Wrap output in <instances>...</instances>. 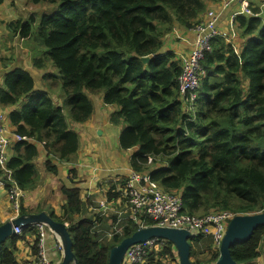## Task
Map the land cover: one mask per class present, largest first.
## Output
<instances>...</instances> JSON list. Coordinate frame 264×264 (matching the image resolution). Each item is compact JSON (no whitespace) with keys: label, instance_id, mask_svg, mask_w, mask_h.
<instances>
[{"label":"trees","instance_id":"trees-1","mask_svg":"<svg viewBox=\"0 0 264 264\" xmlns=\"http://www.w3.org/2000/svg\"><path fill=\"white\" fill-rule=\"evenodd\" d=\"M211 1L218 0H29L33 5L29 18L7 26L11 37L43 49L32 61L34 68L45 72L42 88H35L28 70L16 68L0 89L2 105H21L9 113L17 133L33 138L16 144V155L8 164L21 188L30 191L39 183L38 143H44L58 161H75L80 136L71 125L89 121L95 112L94 97L103 95L104 104L117 107L111 122L124 126L121 148L138 147L132 168L149 171L163 189L182 195L184 212L264 211L263 20L236 17L239 41L243 40L239 47L238 37L213 40V51L203 62L206 75L190 104L179 89L181 59L166 49L177 28L188 31L200 23ZM46 169L56 173L57 165L48 160ZM70 172L76 175L75 169ZM71 183L62 188L63 214L53 210L50 214L68 224L79 264H108L111 248L139 225L128 221L122 234L105 238L97 231L101 220L96 228L81 188L76 181ZM107 197L110 201L119 197L116 184ZM28 213L22 205L20 215ZM113 218L112 224L116 215ZM106 228L111 230V224ZM23 233L2 244L0 264H19L16 245L28 234L34 237L32 252H38L36 226ZM203 240L200 235L192 239L194 264H201L194 246L203 249ZM263 241L264 225L231 247L233 258L238 264L252 262L260 256ZM207 246L210 256L205 264H214L220 249ZM174 249L167 240L164 247L148 253V264L176 261Z\"/></svg>","mask_w":264,"mask_h":264},{"label":"crops","instance_id":"crops-1","mask_svg":"<svg viewBox=\"0 0 264 264\" xmlns=\"http://www.w3.org/2000/svg\"><path fill=\"white\" fill-rule=\"evenodd\" d=\"M250 4L264 22V0H250ZM30 5L29 0H5L0 4V89H5L6 75L16 68L28 70L34 78L35 88H42V75L45 72L34 68L32 61L34 56H41L43 49L27 39L11 37L7 26L11 21L21 18L27 20L32 13ZM215 6H218V3L211 1L209 8ZM237 12H239L238 3L230 5L222 12L218 26L225 30L230 28V19ZM230 29L235 33L236 38L239 37L237 24H234ZM176 33L179 37L174 35V37H170V41L173 43L168 41L166 49L175 51L182 60V57L192 50L195 34L191 30L187 31L181 28H177ZM178 39L179 41L174 44ZM241 42L243 44L242 39ZM94 101L95 112L92 118L85 123L71 125V128L76 130L80 136L79 151L73 163L56 160L52 153L49 155L44 143L37 144L39 155L35 159V163L39 172V183L35 189L25 191L22 202L29 213L46 211L50 214V210H53L56 215L61 216L65 203L62 188L70 186L71 180H74L76 186L81 188L82 198L87 204V215L94 217V214L100 211L99 201L106 196L110 186L119 179L128 177L133 170L131 158L138 151V147L121 148L120 134L124 126L114 125L110 120L117 107L104 104L103 95H96ZM57 104L60 102L58 101ZM20 107L21 105L4 106L0 103V110L6 111L8 114L13 109ZM7 127L10 133H17V128L12 124L10 116H8ZM17 143L13 142L9 149L10 158L16 155L15 146ZM48 160L57 165L56 173L46 169ZM72 169H75L76 172L74 177L70 172ZM11 206L13 205L9 201L7 190L0 182V225L20 216ZM39 209L41 211H38ZM104 217H107L108 222L112 223L114 214L108 213ZM21 236L23 237L24 233ZM33 241L34 237L28 234L26 238L17 243L19 264H24L34 256ZM55 245V238H49L47 245L49 256L54 262L61 264L62 253L56 251ZM247 264H264V241L260 246V256Z\"/></svg>","mask_w":264,"mask_h":264},{"label":"built area","instance_id":"built-area-1","mask_svg":"<svg viewBox=\"0 0 264 264\" xmlns=\"http://www.w3.org/2000/svg\"><path fill=\"white\" fill-rule=\"evenodd\" d=\"M218 6L209 8L204 17L191 31L195 34L192 50L182 57V71L179 76V89L185 103L194 102L201 81L206 75L203 62L207 54L213 51V40L216 37H226L227 41L234 40L235 33L232 29L236 24L238 15L258 16L251 7L250 0H218ZM238 3L239 12L230 19V28L227 30L218 26L222 12L230 5ZM9 114L0 110V182L7 190L10 203L16 213H20L25 190L21 188L9 168V149L13 142H33V138L19 133L12 134L7 127ZM149 163L152 158H149ZM114 184L117 185L119 197L109 200L107 194L99 201L100 211L94 214L96 228L100 227V217L112 213L117 219L111 224L112 229L103 230L104 237L111 238L122 234L126 222L133 221L139 228L152 226L146 225L148 220L155 222L153 225L176 229H186L196 236H203L212 241L215 248L221 246L228 224L235 216L230 211H215L205 215L190 214L183 211V198L163 189L153 178L149 171L132 170L128 177L121 178ZM111 187V186H110ZM110 189V188H109ZM108 192V191H107ZM111 218V216H110ZM38 229V252L26 264H60L54 262L49 256L48 239L55 238V249L62 253L63 246L59 236L46 224L34 225ZM17 235L21 236L23 229L15 228ZM167 240L151 238L145 242L132 245L126 252L122 264H145L147 256L153 249L164 247ZM176 252V249H174Z\"/></svg>","mask_w":264,"mask_h":264},{"label":"water","instance_id":"water-1","mask_svg":"<svg viewBox=\"0 0 264 264\" xmlns=\"http://www.w3.org/2000/svg\"><path fill=\"white\" fill-rule=\"evenodd\" d=\"M149 57L143 58L144 62ZM46 224L55 232L63 246V258L61 264H79L73 251V239L68 230V224L55 220L46 211L38 213L22 214L17 218L6 221L0 225V249L15 233V228L20 226L23 230L31 225ZM264 225V211L253 214H237L228 224L220 246V255L214 264H238L233 258L231 247L251 238L254 231ZM162 238L170 241L178 253V264H194L191 259L192 245L190 240L196 237L186 229L161 227L157 225L139 228L132 235L124 238L119 244L112 247L109 253L108 264H122L127 250L134 244L145 242L151 238Z\"/></svg>","mask_w":264,"mask_h":264},{"label":"rangeland","instance_id":"rangeland-1","mask_svg":"<svg viewBox=\"0 0 264 264\" xmlns=\"http://www.w3.org/2000/svg\"><path fill=\"white\" fill-rule=\"evenodd\" d=\"M30 8L31 9H33V5L31 4L30 5ZM55 8L53 7L52 8V10L51 11H53ZM176 32V31H175ZM174 36H176L177 38L179 37L178 35H177V33L175 34H173ZM237 35L238 36H240L239 35V33H237ZM174 36H172V37H174ZM176 39V38H175ZM179 41V39L177 40V41H175L174 42V44H176L177 42ZM239 41V37H238V40H237V45H238V47L240 46V42H238ZM170 43H173V41H170ZM180 43V42H179ZM170 45V44H169ZM173 45V44H172ZM12 207V209H14L13 208V206H11ZM51 211V210H50ZM63 211V210H62ZM106 219L104 216H102V217H100V220H101V222H102V225H101V227H102V229L103 230H109L108 228H106V227H108V226H110V224L109 223H105L104 224V222H103V220L102 219ZM106 221L108 222V219H106ZM207 239V241H205ZM190 242L192 243V240H190ZM203 242H205V244H204V247H203V249H201V248H199V245L198 244H195V242H194V244L196 245V247H197V249H196V247L194 246V249L196 250V251H198L199 253H198V259H199V261L201 262V264H205V262H206V260L209 258V256H210V251H209V249H208V244L210 245L211 244V246H212V248H214V249H216L215 247H214V245L212 244V242L208 239V238H204V240L202 241V243ZM201 243V244H202ZM200 244V245H201ZM60 251V250H59ZM191 259H192V261L194 262L195 260H197L196 258H195V256L194 255H192L191 256ZM149 258H147V261H146V264H148L149 263ZM179 263V258L176 260V261H167V262H163L162 264H178Z\"/></svg>","mask_w":264,"mask_h":264},{"label":"bare ground","instance_id":"bare-ground-1","mask_svg":"<svg viewBox=\"0 0 264 264\" xmlns=\"http://www.w3.org/2000/svg\"><path fill=\"white\" fill-rule=\"evenodd\" d=\"M18 215H20V213H17ZM19 217V216H18ZM16 228H20V229H22L20 226H18V227H16ZM14 235H17V232L15 231V233L13 234V236Z\"/></svg>","mask_w":264,"mask_h":264}]
</instances>
